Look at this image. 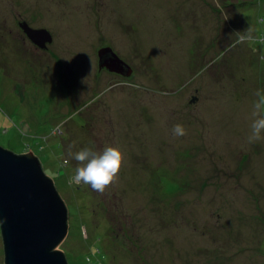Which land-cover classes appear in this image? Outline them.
<instances>
[{
  "label": "rangeland",
  "instance_id": "1",
  "mask_svg": "<svg viewBox=\"0 0 264 264\" xmlns=\"http://www.w3.org/2000/svg\"><path fill=\"white\" fill-rule=\"evenodd\" d=\"M104 47L128 77L98 69ZM257 90L264 0H0V146L52 179L68 264H264ZM109 145L123 159L103 191L74 179L73 153Z\"/></svg>",
  "mask_w": 264,
  "mask_h": 264
},
{
  "label": "water",
  "instance_id": "2",
  "mask_svg": "<svg viewBox=\"0 0 264 264\" xmlns=\"http://www.w3.org/2000/svg\"><path fill=\"white\" fill-rule=\"evenodd\" d=\"M41 49L52 40L46 29L20 25ZM98 69L128 77L131 67L109 47L97 52ZM0 223L5 264H68L59 246L68 232V210L56 187L29 151L14 154L0 146Z\"/></svg>",
  "mask_w": 264,
  "mask_h": 264
},
{
  "label": "clouds",
  "instance_id": "3",
  "mask_svg": "<svg viewBox=\"0 0 264 264\" xmlns=\"http://www.w3.org/2000/svg\"><path fill=\"white\" fill-rule=\"evenodd\" d=\"M257 99L253 108L256 117L251 122V134L249 141L259 139L261 130L264 129V93L257 90ZM173 135H183L184 128L176 124L172 129ZM91 153V155H90ZM73 159L82 162L74 170V179L88 184L96 191H103L105 185L109 184L118 172L122 163V152L118 146H105L102 151L96 152L89 147H83L72 154ZM3 223V220H0Z\"/></svg>",
  "mask_w": 264,
  "mask_h": 264
},
{
  "label": "trees",
  "instance_id": "4",
  "mask_svg": "<svg viewBox=\"0 0 264 264\" xmlns=\"http://www.w3.org/2000/svg\"><path fill=\"white\" fill-rule=\"evenodd\" d=\"M175 186H170V188H168L167 190V193H171V192H177L179 189H180V186L178 184H174ZM181 185H185V182L182 181ZM109 216V215H108ZM111 231V230H110ZM113 232V231H111ZM98 250V249H97ZM101 252V251H100Z\"/></svg>",
  "mask_w": 264,
  "mask_h": 264
},
{
  "label": "flooded vegetation",
  "instance_id": "5",
  "mask_svg": "<svg viewBox=\"0 0 264 264\" xmlns=\"http://www.w3.org/2000/svg\"><path fill=\"white\" fill-rule=\"evenodd\" d=\"M113 74V73H112Z\"/></svg>",
  "mask_w": 264,
  "mask_h": 264
}]
</instances>
